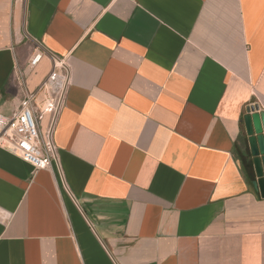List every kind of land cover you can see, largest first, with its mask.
Segmentation results:
<instances>
[{
	"label": "crops",
	"instance_id": "1",
	"mask_svg": "<svg viewBox=\"0 0 264 264\" xmlns=\"http://www.w3.org/2000/svg\"><path fill=\"white\" fill-rule=\"evenodd\" d=\"M54 58L52 165L0 147V264H264V0H0V112Z\"/></svg>",
	"mask_w": 264,
	"mask_h": 264
},
{
	"label": "built area",
	"instance_id": "2",
	"mask_svg": "<svg viewBox=\"0 0 264 264\" xmlns=\"http://www.w3.org/2000/svg\"><path fill=\"white\" fill-rule=\"evenodd\" d=\"M42 57L41 51L34 53L30 64L36 66ZM65 66L64 59L54 58L49 75L36 90L25 91L20 107L11 114L0 112V147L18 154L37 169L50 167L55 155L54 144L41 132L38 121L60 107L69 79L67 73L60 72ZM16 74L23 79L21 72Z\"/></svg>",
	"mask_w": 264,
	"mask_h": 264
},
{
	"label": "water",
	"instance_id": "3",
	"mask_svg": "<svg viewBox=\"0 0 264 264\" xmlns=\"http://www.w3.org/2000/svg\"><path fill=\"white\" fill-rule=\"evenodd\" d=\"M245 123L256 173L253 185L264 197V111L258 105L250 106Z\"/></svg>",
	"mask_w": 264,
	"mask_h": 264
}]
</instances>
